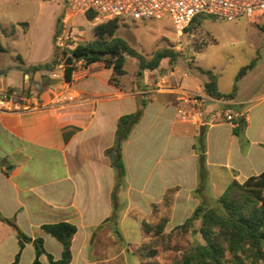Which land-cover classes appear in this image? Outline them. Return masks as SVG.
Here are the masks:
<instances>
[{"label":"crops","instance_id":"1","mask_svg":"<svg viewBox=\"0 0 264 264\" xmlns=\"http://www.w3.org/2000/svg\"><path fill=\"white\" fill-rule=\"evenodd\" d=\"M45 1H42L43 7ZM60 13L61 8L56 7L44 29V21L41 24L39 19L11 20L7 10L2 11L1 26L4 29L16 26L15 33L6 37L8 45L2 41L6 48L2 54L21 56L24 67L51 61L56 21ZM21 22L29 24L27 31L21 28ZM39 24L43 30L40 34L35 32ZM42 35L44 38L40 41ZM96 64L98 68H104ZM96 64L84 67L82 71L79 64L76 65L72 83L68 85L77 98L67 101L58 97L65 87L64 68L58 70L59 78L52 76L56 69L25 73L20 68L21 64L14 59L10 67L22 73L23 82L19 85L7 84L4 91L24 86L37 92L47 107L26 114L0 111V211L8 218L15 217L27 235L42 237L46 250L56 259L62 255V244L43 231L41 226L61 221L74 223L78 232L72 241V264L88 261L87 248L94 228L112 214L115 173L112 159L106 151L115 145L119 118L137 109L138 92L112 85L109 82L111 69V75L100 82L98 74L94 72ZM4 76L6 79L7 73ZM170 85L174 87L173 91H157L150 99L142 119L123 146L128 182L125 195L130 206L136 207L131 202V193L136 187L141 195L150 199L146 208L159 203L170 188H181L176 198L177 205L181 192L190 194L198 187L197 154L193 145L201 126L176 117L178 91H197L182 84ZM233 103L245 119L244 135L249 145L242 150L240 138L234 134L235 126L231 123L219 122L207 127L206 164L209 179L204 197H207L209 187L214 190V186L221 184L223 190L216 196L219 197L233 180L244 182L264 171V89L243 93L238 86ZM151 163L158 170L157 195L151 188L152 182L146 171ZM136 165L145 167L139 184L133 177ZM179 165L184 168L181 172ZM164 166L171 168L165 181L162 172ZM173 167L177 168L174 174ZM180 180L187 181L188 187ZM13 239L15 245L8 249L7 243ZM28 249H31L33 264L35 250L31 243H27L23 249L20 262ZM18 251L15 230L0 221L2 264L13 262ZM41 260L43 264H49L46 255Z\"/></svg>","mask_w":264,"mask_h":264},{"label":"rangeland","instance_id":"2","mask_svg":"<svg viewBox=\"0 0 264 264\" xmlns=\"http://www.w3.org/2000/svg\"><path fill=\"white\" fill-rule=\"evenodd\" d=\"M43 0H0V13L7 10L11 20L31 21L39 19L44 21V29L47 20L52 17V12L56 7L61 8L59 16L66 13L69 17L65 25L66 34L70 36L67 41L70 44L87 43L96 38L95 27L103 22L101 19L90 21L85 15H73L66 9L64 0H46L44 7ZM200 24H195L183 34L175 30L173 22L169 17L150 18L145 20H121L117 36L125 39L139 53L150 59L154 52L163 48H169L177 53L174 63L164 59L160 67L154 71L145 70L143 75H139L138 60L127 57L125 69L127 74L119 78L120 85L125 90L137 91L136 96H143L150 101L157 94V85L161 77L166 79V84L184 87L206 94L202 91L206 76L203 75L199 67L204 70L213 71L218 78L219 89L224 93H230L235 84L241 87L243 93L248 90L260 91L264 89V25L257 22L255 17H240L234 21H227L222 18H211L200 16ZM40 24L35 32L42 33ZM23 29V27L21 26ZM8 33L11 26L6 29ZM24 30V29H23ZM45 32V31H44ZM9 34L0 33L1 41H6ZM46 38V33L44 34ZM39 38L40 41L44 38ZM17 56L11 53L0 54V67L8 69L7 77L1 76L0 93L7 84L19 85L23 82L22 73L10 67ZM257 59L256 66L247 72L245 76L237 80L240 70ZM63 63V60L60 61ZM101 66L102 63H99ZM59 66V65H58ZM56 67V70L61 68ZM94 67V72L102 82L111 70ZM85 65L79 64L82 71ZM6 75V74H5ZM61 80V79H59ZM164 136V134H163ZM181 165V163H180ZM179 165L181 172L184 168ZM145 167L136 165L134 169V179L136 183L143 179ZM177 168L173 167L172 172ZM147 174L151 179V188L154 193H158L159 176L158 170L153 163L146 167ZM171 168L162 167L163 181L168 179ZM181 176V174H180ZM174 178V175H173ZM181 179V178H180ZM183 181L188 187V182ZM157 183V185H156ZM170 183V182H169ZM157 187V188H156ZM214 190L207 191V197L199 198L188 192H181L176 205L177 194L180 187H176L167 198L159 203H153L148 208L150 199L141 195L138 187L131 193L129 204L125 193L119 192L120 202H126V207L119 215L117 228L123 239L119 238L116 232L105 224L91 236L87 248L88 261L80 264H175L182 254L195 242L203 243V239L198 232L200 221L195 223L192 230L182 232L176 227L188 218L195 207L201 203L202 199L209 205H213L216 197L223 190L221 184L214 186ZM157 189V190H156ZM127 214L124 217V213ZM165 217L168 219L164 233L158 235L155 230L147 231L142 227L145 221L151 225H156ZM8 249L14 247V239L9 240ZM0 264L2 260L0 259ZM20 264H31V249L24 252Z\"/></svg>","mask_w":264,"mask_h":264},{"label":"trees","instance_id":"3","mask_svg":"<svg viewBox=\"0 0 264 264\" xmlns=\"http://www.w3.org/2000/svg\"><path fill=\"white\" fill-rule=\"evenodd\" d=\"M65 14L59 16L56 21L54 34V54L51 61L24 67L21 56L16 59L21 64L20 68L25 72L53 71L60 61L64 63V79L68 84L72 83L73 73L76 70L78 62H82L85 67L92 64L102 63L105 69L112 70V76L109 82L117 88H122L119 78L125 76L127 71L125 63L127 57H133L138 60L139 75H143L145 70L154 71L160 67L164 59L174 63L177 53L169 48H163L154 52L150 59H147L135 48H133L125 39L116 35L120 18L103 21L95 27L96 38L80 44L67 43L63 50L56 46V40L63 30V18ZM90 21L96 19L97 14L89 12L85 15ZM196 17L188 31L195 24L202 21ZM27 31L29 24L21 22L19 24ZM264 28V27H263ZM16 26L12 25L10 34H14ZM0 33L9 34L0 24ZM6 52L0 38V54ZM257 63V59L243 67L237 80L241 79L252 70ZM200 72L207 77L204 84V92L214 98H225L234 100L237 94V84L233 90L224 94L218 87L217 75L211 70H204L199 67ZM8 69L0 68V77L5 75ZM23 90H27L24 86ZM137 109L135 112L122 115L118 120L116 130L115 145L106 151V154L112 159V167L115 173V187L112 193V214L100 225L94 228L92 236L97 230L105 224L116 232L119 238L123 239L121 232L117 228L119 215L126 207V202H120L119 192L125 193L128 188L126 179L127 172L123 159V146L129 139L132 131L142 119L144 110L149 102L143 96H136ZM208 126H201L199 134L196 136L193 145L197 154V173L198 187L193 194L203 198L204 191L207 188L209 174L206 164V132ZM245 119L241 116L236 119L234 134L240 138L242 150L248 145L249 141L244 135ZM264 146V144H263ZM176 188H170L164 194L167 195ZM0 221L11 226L18 238L19 251L13 262L9 264H19L21 254L27 243H31L35 250L33 264H43L41 257L47 256L49 264H72L73 252L72 241L78 232V227L69 221L57 223H47L41 226V229L53 236L62 244L63 252L59 259H56L45 248V242L42 237H31L27 235L17 224L16 218H8L0 211ZM200 221L198 229L203 239V243L195 242L178 259L175 264H264V171L260 174L247 178L244 182L233 180L215 200L213 205H209L205 199L201 200L193 210L192 214L186 220L176 227L177 230L186 232L192 230L195 223ZM168 219L163 217L156 225L147 222L142 223V227L149 231L155 230L158 235L164 233Z\"/></svg>","mask_w":264,"mask_h":264},{"label":"built area","instance_id":"4","mask_svg":"<svg viewBox=\"0 0 264 264\" xmlns=\"http://www.w3.org/2000/svg\"><path fill=\"white\" fill-rule=\"evenodd\" d=\"M66 9L73 15H86L89 12L97 14V19L103 21L120 18L122 20H145L150 18H171L175 30L183 34L198 16L222 18L234 21L240 17H255L264 25V0H64ZM65 13L63 30L58 35L56 46L63 50L70 36L66 34L65 25L68 20ZM77 64H82L78 62ZM64 68V63L58 66ZM54 78H59L58 71L52 72ZM157 91H173L174 87L166 84L161 77L156 83ZM64 88L58 97L74 101L76 93L70 92V87L64 79ZM68 91V93H66ZM176 117L186 123L198 126H210L219 122L236 125V119L243 114L234 108L233 100L214 98L207 94L186 89L178 91L176 99ZM41 96L32 90L11 88L0 93V111L9 113H32L45 109Z\"/></svg>","mask_w":264,"mask_h":264}]
</instances>
